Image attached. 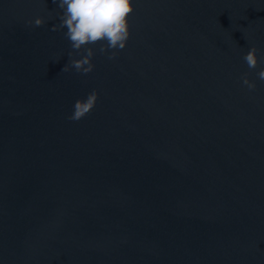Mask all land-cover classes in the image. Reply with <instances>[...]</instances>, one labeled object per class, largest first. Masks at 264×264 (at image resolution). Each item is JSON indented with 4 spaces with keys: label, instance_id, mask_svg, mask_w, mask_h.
I'll use <instances>...</instances> for the list:
<instances>
[{
    "label": "water",
    "instance_id": "water-1",
    "mask_svg": "<svg viewBox=\"0 0 264 264\" xmlns=\"http://www.w3.org/2000/svg\"><path fill=\"white\" fill-rule=\"evenodd\" d=\"M133 5L83 75L53 0H0V264H264V0Z\"/></svg>",
    "mask_w": 264,
    "mask_h": 264
},
{
    "label": "clouds",
    "instance_id": "clouds-1",
    "mask_svg": "<svg viewBox=\"0 0 264 264\" xmlns=\"http://www.w3.org/2000/svg\"><path fill=\"white\" fill-rule=\"evenodd\" d=\"M62 10L60 24L53 30L66 28L65 37L70 41L73 52L80 55L79 59H70L62 72H68L74 68L77 73L87 75L93 71L92 58L96 50L90 45L100 44L98 51L102 54L111 53L109 59H114L116 50L125 48L130 36L129 17L134 12L133 0H53ZM34 27L43 26V17H36L27 21ZM82 50V51H81ZM69 52V57L73 56ZM258 49L252 46L244 55L243 59L249 69H256L258 65ZM58 62V61H54ZM257 78L264 81V68L257 72ZM243 85L249 90H254L256 84L248 79V74L241 77ZM98 93L93 90L86 99H78L73 105V112L68 119L80 121L95 107Z\"/></svg>",
    "mask_w": 264,
    "mask_h": 264
}]
</instances>
